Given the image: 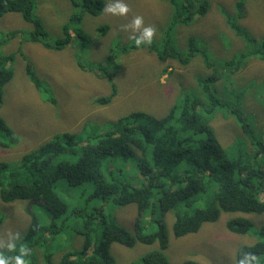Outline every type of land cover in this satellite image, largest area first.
<instances>
[{
    "label": "trees",
    "instance_id": "trees-1",
    "mask_svg": "<svg viewBox=\"0 0 264 264\" xmlns=\"http://www.w3.org/2000/svg\"><path fill=\"white\" fill-rule=\"evenodd\" d=\"M72 2L78 4L76 0ZM170 2L174 21L166 30L165 48L159 49L158 54L163 61L172 57L184 64L191 55L201 52L211 73L199 81L198 88L193 85L191 90H182L164 116L136 109L97 134L84 133L86 124L80 132L54 135L37 149L22 154L16 162L0 161V200L5 204L30 201L35 203L33 209L44 208L48 215L44 221L36 211L28 213L29 227L11 243L15 248L1 247L0 253L19 255L23 245L30 249L24 257L27 264H36L39 258L44 264H115L111 253L113 243L132 247L140 241L157 243L158 248L131 264H171L165 252L169 246L168 214L173 233L179 237L197 232L206 222L218 220L223 211L264 213V198L261 199L264 167L255 160L264 153V130L259 131L236 105L228 115L233 113L247 140L238 137L226 148L212 124L216 113L230 108L216 87L222 79L218 70L197 47L194 38L189 39L187 52L178 51L170 39L176 23H188L195 15H203L209 2ZM33 5V0H0V17L8 12L22 14L33 26L29 40L48 49L61 50L71 40L68 30L50 44L41 20L33 16ZM81 7L85 12L99 15L103 12L104 0H82ZM75 16L82 18V13ZM227 22L245 45L239 54L224 62L234 74L253 57L264 58V34L255 35L230 14ZM74 33L82 40L87 37L80 29ZM15 35V31L8 33V37ZM7 40L1 38L0 44ZM157 46L153 45V49ZM14 57V53H0V107L5 85L14 76ZM117 64L92 63L89 69L101 70L102 76L112 83ZM79 65L84 67L82 62ZM26 69L43 99L54 104L52 87L44 86L31 61L27 62ZM113 88H116L113 94L98 98L101 104L105 105L117 94L115 84ZM0 133L10 144L19 142L16 132L1 116ZM62 179L67 185L60 188L58 183ZM131 203L137 209L134 233L117 221L116 209L111 210L113 205ZM253 222L247 216L238 215L227 221V228L233 233L253 231L264 236V227L258 228ZM149 225L156 230L148 229ZM63 240L60 247L57 242ZM250 255L256 257L255 264H264V239L240 246L236 251L237 264H253L248 259ZM187 264L195 263L189 260Z\"/></svg>",
    "mask_w": 264,
    "mask_h": 264
},
{
    "label": "rangeland",
    "instance_id": "rangeland-1",
    "mask_svg": "<svg viewBox=\"0 0 264 264\" xmlns=\"http://www.w3.org/2000/svg\"><path fill=\"white\" fill-rule=\"evenodd\" d=\"M33 16L41 20L48 35V42L64 36L68 30L71 40L61 50L45 48L39 42L28 39L33 26L18 12H8L0 17V53H14L12 60L14 76L5 85L0 116L16 132L19 142L9 143L0 133V161L13 162L25 152L37 149L54 135L66 131L97 134L110 128L120 116L142 109L154 116H164L173 106L182 90L198 88L199 81L211 73L201 52L193 54L184 64L169 57L163 61L158 54L164 49L166 30L174 21V8L170 0H123L128 6L124 16L102 12L93 15L82 10L81 1L76 0H33ZM209 7L203 15L188 23H176L170 39L178 51L189 50V39H195L197 47L203 50L218 70L221 80L216 87L222 100L230 108L216 113L212 124L226 148L239 138H246L230 109L238 106L247 119L259 131L264 130V58L255 56L248 64L232 74L224 62L245 47L244 41L227 22V15H233L239 23L255 35L264 34V0H207ZM116 0H104L106 5ZM103 7V8H104ZM82 13L81 16H75ZM143 19V26L154 29L151 43L135 45L140 34L130 27L134 17ZM129 26V27H125ZM67 27V28H64ZM65 29V30H64ZM80 29L89 39H81L74 32ZM15 31L16 35L8 37ZM153 45H158L153 49ZM31 61L44 86L52 87L54 104L43 99L41 91L28 78L27 62ZM83 63L84 67L79 64ZM118 63L111 83L92 63ZM113 68V67H112ZM111 68V69H112ZM167 68V72H163ZM97 69V70H96ZM100 71V73L98 72ZM113 84L118 91L112 100L101 104L98 98L113 94ZM220 95V96H221ZM243 136V137H242ZM238 138V139H239ZM252 151L250 146H247ZM19 160V159H18ZM17 160V161H18ZM264 167V153L255 157ZM16 162V161H15ZM66 186L64 179L58 186ZM264 198L262 194L261 199ZM35 203L14 201L5 204L0 200V248L13 243L30 224L28 213L36 211L46 221L44 208L33 209ZM117 221L133 231L137 209L134 203L126 206H112ZM243 215L252 219L256 227H264V213L245 214L223 211L214 222H206L194 233L175 236L169 222V246L165 251L171 264H237L236 251L240 246L250 245L264 239L253 231L233 233L227 228V221ZM148 229L156 230L153 225ZM65 240L57 242L63 247ZM158 248L157 243L146 244L137 241L128 247L113 243L111 253L115 264H131L147 252ZM60 251L56 253L58 260ZM188 261V262H187ZM187 262V263H186ZM36 264H44L39 258Z\"/></svg>",
    "mask_w": 264,
    "mask_h": 264
},
{
    "label": "clouds",
    "instance_id": "clouds-1",
    "mask_svg": "<svg viewBox=\"0 0 264 264\" xmlns=\"http://www.w3.org/2000/svg\"><path fill=\"white\" fill-rule=\"evenodd\" d=\"M103 11L106 13H110L112 15H119L124 16L128 13L129 9L126 3L123 2V0H116L114 4L106 5L103 8ZM143 19L140 16H136L133 18L130 27L135 32L136 30H139L140 34L135 37H130V39L134 40L135 45L139 46L142 43H151L154 29L150 26H143ZM126 28L129 26H125ZM15 245L9 244L8 249H14ZM30 252V249L21 246L19 249V255H13V256H5L3 253H0V264H27L24 257L28 255ZM249 260L255 264L256 257L254 255H250L248 257Z\"/></svg>",
    "mask_w": 264,
    "mask_h": 264
}]
</instances>
